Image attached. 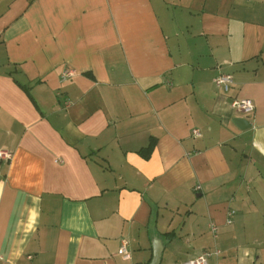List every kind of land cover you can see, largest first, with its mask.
<instances>
[{
  "label": "crops",
  "instance_id": "1",
  "mask_svg": "<svg viewBox=\"0 0 264 264\" xmlns=\"http://www.w3.org/2000/svg\"><path fill=\"white\" fill-rule=\"evenodd\" d=\"M1 150L0 264H264V0H0Z\"/></svg>",
  "mask_w": 264,
  "mask_h": 264
},
{
  "label": "built area",
  "instance_id": "2",
  "mask_svg": "<svg viewBox=\"0 0 264 264\" xmlns=\"http://www.w3.org/2000/svg\"><path fill=\"white\" fill-rule=\"evenodd\" d=\"M72 74L71 71L66 72L62 79L65 80ZM215 84L218 88L222 89L225 92H229L232 88L233 85V78L231 75L228 74H219L215 78ZM232 106L234 109H236L238 112L241 113H251L255 110V103L251 99H240V98H235L232 101ZM194 135L199 136L201 134L199 129H194L193 131ZM11 152L1 150L0 151V158H5V159H10L11 158ZM234 211L230 212V215H232ZM211 230L215 233L217 231V225L213 222L210 224ZM119 254L123 261H130L132 260V253L129 249V241L127 239H122V243L119 249ZM221 254V250L218 248H215L213 250H206L202 252L201 254L182 261L180 264H209L210 259L213 256H219Z\"/></svg>",
  "mask_w": 264,
  "mask_h": 264
},
{
  "label": "water",
  "instance_id": "3",
  "mask_svg": "<svg viewBox=\"0 0 264 264\" xmlns=\"http://www.w3.org/2000/svg\"><path fill=\"white\" fill-rule=\"evenodd\" d=\"M233 121L241 129H247L251 127V123L246 118L237 117V118H234ZM161 259H162V248L159 247L155 249L154 256L150 264H160Z\"/></svg>",
  "mask_w": 264,
  "mask_h": 264
},
{
  "label": "rangeland",
  "instance_id": "4",
  "mask_svg": "<svg viewBox=\"0 0 264 264\" xmlns=\"http://www.w3.org/2000/svg\"><path fill=\"white\" fill-rule=\"evenodd\" d=\"M234 111L237 112L236 109H234ZM168 256H169V255H168V252H167V253H166V256H165L164 259L166 260V259L168 258ZM170 260H172V263H171V264H176V262H177V260H178V257L175 256V255H172V257H171Z\"/></svg>",
  "mask_w": 264,
  "mask_h": 264
}]
</instances>
